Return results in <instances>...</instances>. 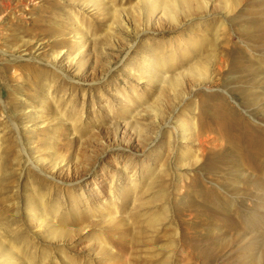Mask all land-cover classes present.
I'll use <instances>...</instances> for the list:
<instances>
[{"label": "rangeland", "instance_id": "rangeland-1", "mask_svg": "<svg viewBox=\"0 0 264 264\" xmlns=\"http://www.w3.org/2000/svg\"><path fill=\"white\" fill-rule=\"evenodd\" d=\"M249 135L264 0H0V264H264Z\"/></svg>", "mask_w": 264, "mask_h": 264}, {"label": "bare ground", "instance_id": "bare-ground-1", "mask_svg": "<svg viewBox=\"0 0 264 264\" xmlns=\"http://www.w3.org/2000/svg\"><path fill=\"white\" fill-rule=\"evenodd\" d=\"M224 127H218V130H220L219 132H218V135L219 136H221V137H227V138H230L231 136H232V134L230 133V131H228V130H224L223 129ZM228 129V128H227ZM232 139V138H231ZM247 145H249V144H251L252 143V141L251 140H253V139H255L256 140V142L257 143H259V145L261 144V145H263V138H261V137H253V136H251V135H249V136H247ZM257 153H255V155H256Z\"/></svg>", "mask_w": 264, "mask_h": 264}]
</instances>
